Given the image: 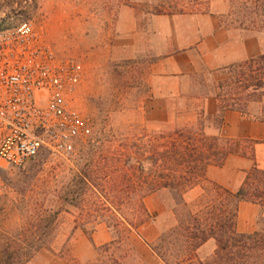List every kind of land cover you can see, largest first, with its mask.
I'll use <instances>...</instances> for the list:
<instances>
[{
    "label": "rangeland",
    "instance_id": "374dc122",
    "mask_svg": "<svg viewBox=\"0 0 264 264\" xmlns=\"http://www.w3.org/2000/svg\"><path fill=\"white\" fill-rule=\"evenodd\" d=\"M156 1L0 0V30L11 29L29 19L59 55H73L80 61L82 74L70 102L89 126V132L76 139L69 154L43 149L21 165L0 162V264H143L137 255L142 248L137 243L154 242L161 230L175 223L172 206L176 196L166 188L145 196L144 203L151 216L138 230L124 229L118 214H103L102 207L105 203L112 209L126 208L117 199L106 201L110 189L120 195L124 187L117 181L114 185L107 183L104 173L109 169L114 176L120 175L123 163L120 152L124 149L130 152L129 163L134 166L135 146L142 139L141 134L161 129L147 122L150 54L138 50L124 55L115 47L120 7L132 6L138 27H143L150 6ZM234 3L236 6L239 0ZM207 8L216 10V0H209ZM233 9L238 11L237 7ZM261 18L264 19V14ZM221 19L230 20L225 14ZM224 67L190 77L188 104L195 107L191 120L197 119L200 108L207 113L216 112V85L229 76ZM205 94L208 97L204 98ZM207 98L215 99L208 102L210 111L204 107ZM261 98V102L251 106L252 113L264 108V95ZM182 121L176 120L171 125ZM222 127L219 133L239 140L238 149L247 154L230 153L221 164L210 163L207 167L216 166V174L223 178H232L236 173L244 175L236 157L256 161L255 152L251 155L252 143L245 141L250 137L237 136L233 127L227 130ZM208 131L215 129L210 127ZM89 167L94 170V186L78 177L80 171H89ZM205 176L220 184L206 170ZM200 192L201 187L196 186L186 193V199L192 200ZM127 208L132 211L133 202ZM263 226L264 206L260 205L255 229ZM96 232L98 239L111 238L95 244ZM92 253H96L94 258L78 259ZM209 255L198 254L200 258ZM221 264L228 261L225 259Z\"/></svg>",
    "mask_w": 264,
    "mask_h": 264
},
{
    "label": "trees",
    "instance_id": "16d2710c",
    "mask_svg": "<svg viewBox=\"0 0 264 264\" xmlns=\"http://www.w3.org/2000/svg\"><path fill=\"white\" fill-rule=\"evenodd\" d=\"M208 5L209 0H157L150 6L149 14L205 12ZM235 7L238 11H234ZM223 14L230 18L228 22L222 20L228 27L264 33V19L261 18L264 0H239L236 6L234 0H230ZM224 68L229 76L216 85L215 113L200 108L196 120L141 134L142 139L135 146L134 166L129 163L130 152L124 149L120 152L123 156L120 175L114 176L109 169L104 173L107 183L114 185L117 181L124 187L120 195L110 189L106 201L111 203L117 199L126 208L112 209L103 203V214H118L119 223L127 230H138L151 216L144 203L146 195L164 188L174 192L175 223L161 230L154 242L148 243L164 264H221L225 259L228 264H264V226L250 232L236 229L241 200L264 206V168L253 162L235 190L205 176L208 164H221L230 153L247 154L238 149L239 140L224 137L219 131L226 109L264 118L263 107L253 113L250 111L264 95V52ZM206 97L208 94L204 95ZM210 127L215 132L208 131ZM245 141L252 143L251 155L254 156L257 141L252 138H245ZM87 164L90 166L91 162ZM89 168V171H80L78 177L94 186V170ZM196 186L201 187V192L187 200L186 193ZM130 202L134 204L132 211L127 208ZM208 239H215L217 248L208 257L200 258L198 248Z\"/></svg>",
    "mask_w": 264,
    "mask_h": 264
},
{
    "label": "crops",
    "instance_id": "0c3cea01",
    "mask_svg": "<svg viewBox=\"0 0 264 264\" xmlns=\"http://www.w3.org/2000/svg\"><path fill=\"white\" fill-rule=\"evenodd\" d=\"M227 0H216V10L205 12L151 13L143 27H138L136 11L132 6L120 7L116 21L117 50L128 55L134 51L150 54L148 63V106L147 122L157 126H168L174 121H191L195 107L188 104L187 93L190 77L206 74L228 64L245 60L264 52V33L252 29L226 26L221 19L227 10ZM205 109L208 111V102ZM215 100V99H213ZM215 106V105H214ZM213 106V108H214ZM210 111V110H209ZM222 129L233 127L237 136L257 139L255 143L256 164L264 168V119L246 117L234 109H226L223 114ZM240 170L245 172L251 162L236 157ZM206 174L230 189H237L244 177L236 173L232 178L216 174V166L210 165ZM260 205L241 200L236 216V229L252 231L257 225ZM105 239L93 236L95 244ZM146 242V241H145ZM142 251L137 253L143 264H164L146 243L138 242ZM217 248L215 239H208L199 248L198 254L205 257ZM96 253L78 256L80 261L94 258Z\"/></svg>",
    "mask_w": 264,
    "mask_h": 264
},
{
    "label": "built area",
    "instance_id": "2783aa9c",
    "mask_svg": "<svg viewBox=\"0 0 264 264\" xmlns=\"http://www.w3.org/2000/svg\"><path fill=\"white\" fill-rule=\"evenodd\" d=\"M82 67L59 55L29 19L0 30V162L21 165L41 150L71 153L89 132L71 104Z\"/></svg>",
    "mask_w": 264,
    "mask_h": 264
}]
</instances>
